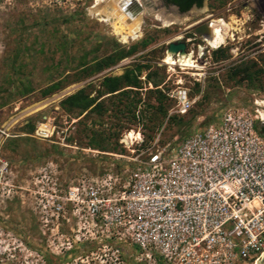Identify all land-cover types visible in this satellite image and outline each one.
<instances>
[{
    "label": "rangeland",
    "instance_id": "rangeland-1",
    "mask_svg": "<svg viewBox=\"0 0 264 264\" xmlns=\"http://www.w3.org/2000/svg\"><path fill=\"white\" fill-rule=\"evenodd\" d=\"M119 1L0 0V264H131L76 218L68 189L97 180L110 194L155 135L171 145L227 108L264 111V0H202L168 25L142 11L134 37ZM211 19L229 25L216 48L199 33ZM176 36L202 47L196 69L163 64ZM175 86L192 99L181 116L169 112Z\"/></svg>",
    "mask_w": 264,
    "mask_h": 264
},
{
    "label": "built area",
    "instance_id": "built-area-1",
    "mask_svg": "<svg viewBox=\"0 0 264 264\" xmlns=\"http://www.w3.org/2000/svg\"><path fill=\"white\" fill-rule=\"evenodd\" d=\"M184 54L197 68L202 47ZM176 55L165 65L178 66ZM166 96L178 116L192 104L181 86ZM255 120L246 109L227 108L174 144L155 135L131 150L119 190L105 193L97 180L68 189L76 218L99 238L122 243L131 264H254L264 252V131ZM34 134L50 136L43 124ZM110 254L122 252L115 246Z\"/></svg>",
    "mask_w": 264,
    "mask_h": 264
},
{
    "label": "bare ground",
    "instance_id": "bare-ground-1",
    "mask_svg": "<svg viewBox=\"0 0 264 264\" xmlns=\"http://www.w3.org/2000/svg\"><path fill=\"white\" fill-rule=\"evenodd\" d=\"M98 1V0H96ZM129 0H120L117 3V10L118 12L115 14V18L117 21H122L123 24V29H125L127 34L130 37H134L137 31L138 27V21L135 17V14H130L131 9H125V5ZM137 1V0H134ZM153 2V0H151ZM116 5V4H115ZM111 12V11H110ZM142 11H140L141 14ZM109 16V15H108ZM114 16V15H112ZM137 16V15H136ZM128 17L129 21L126 20ZM138 17V16H137ZM152 19L156 20L160 24L168 25L169 23H174V22H179L181 19H177V17L173 13L165 12L161 13L160 11H157V13H154L151 15ZM186 18V17H185ZM184 19V18H183ZM208 28V30L205 31V35L203 37V41L205 42L204 46H208L210 48H216L218 45L223 43L224 40V33L225 29L229 27L227 23L222 22L219 19H211L207 22V24L204 26ZM116 31L120 33V28L115 27ZM125 34V33H124ZM180 37L176 36L174 37L173 40H178ZM121 39H125V35H121ZM224 44V43H223ZM201 48H198L199 50ZM189 55L187 54H182V55H176V62L178 63V66L183 68H196L195 65H193V62L189 60ZM162 62L167 65L174 64V62L171 61V58H169V54L165 53ZM202 62V61H201ZM264 107V106H263ZM258 119L261 121H264V111L258 113ZM133 134L131 131L127 132L124 135L123 141L124 143H127L128 141H132L133 139Z\"/></svg>",
    "mask_w": 264,
    "mask_h": 264
},
{
    "label": "water",
    "instance_id": "water-1",
    "mask_svg": "<svg viewBox=\"0 0 264 264\" xmlns=\"http://www.w3.org/2000/svg\"><path fill=\"white\" fill-rule=\"evenodd\" d=\"M131 9V15L135 13H140V11H143L145 13H148L149 15L152 13H157V11H160L161 13L165 12H171L173 13L177 19H183L185 17L190 16L192 13L189 11V9H196L197 7L191 6L188 10L184 12H178L176 11L173 7H169L168 9H164L161 0H129L126 5L125 9ZM202 32L200 31L202 35H205V29L202 27ZM204 31V32H203ZM184 49H185V43L183 40H173L171 42H167L165 44L164 52L168 54H177V55H182L184 54ZM254 264H264V252L255 259Z\"/></svg>",
    "mask_w": 264,
    "mask_h": 264
},
{
    "label": "trees",
    "instance_id": "trees-1",
    "mask_svg": "<svg viewBox=\"0 0 264 264\" xmlns=\"http://www.w3.org/2000/svg\"><path fill=\"white\" fill-rule=\"evenodd\" d=\"M165 3L174 5L178 12L186 11L191 5L199 7L202 0H163ZM112 88V87H110ZM74 95H71L67 98H70ZM84 97H80L79 100H82ZM119 144V143H118Z\"/></svg>",
    "mask_w": 264,
    "mask_h": 264
},
{
    "label": "flooded vegetation",
    "instance_id": "flooded-vegetation-1",
    "mask_svg": "<svg viewBox=\"0 0 264 264\" xmlns=\"http://www.w3.org/2000/svg\"><path fill=\"white\" fill-rule=\"evenodd\" d=\"M161 2H162V5H163V8H164V9H168L169 7H173L176 11H178L177 8H176L174 5H172V4H168V3H165L163 0H161ZM191 6H193V5H191ZM191 6H190V7H191ZM190 7H189V8H190ZM189 8H188V9H189ZM188 9H187V10H188ZM137 14H139V13H137ZM137 14H136V15H137ZM136 15H135V16H136Z\"/></svg>",
    "mask_w": 264,
    "mask_h": 264
}]
</instances>
